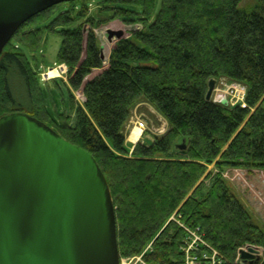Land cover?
I'll return each instance as SVG.
<instances>
[{
    "label": "trees",
    "instance_id": "1",
    "mask_svg": "<svg viewBox=\"0 0 264 264\" xmlns=\"http://www.w3.org/2000/svg\"><path fill=\"white\" fill-rule=\"evenodd\" d=\"M156 1L77 0L25 22L0 54V118L28 114L95 159L115 207L120 256L152 242L149 263L183 264L188 229L222 264H242L235 259L246 245L262 250L257 264H264V0H162L155 13ZM91 2L99 5L94 14ZM99 16L138 26L115 43L106 67L94 32ZM45 32L60 35L56 64L67 68L70 89L83 93L78 104L69 91V113L57 121L24 52L36 51ZM12 69L24 80L28 111L15 105ZM210 79L244 86L246 107L206 100ZM142 102L167 130L128 145L125 126Z\"/></svg>",
    "mask_w": 264,
    "mask_h": 264
},
{
    "label": "water",
    "instance_id": "2",
    "mask_svg": "<svg viewBox=\"0 0 264 264\" xmlns=\"http://www.w3.org/2000/svg\"><path fill=\"white\" fill-rule=\"evenodd\" d=\"M71 1L0 0V54L29 19ZM239 254L242 264L260 260L255 246ZM0 264H119L115 207L95 159L25 113L0 118Z\"/></svg>",
    "mask_w": 264,
    "mask_h": 264
},
{
    "label": "rangeland",
    "instance_id": "3",
    "mask_svg": "<svg viewBox=\"0 0 264 264\" xmlns=\"http://www.w3.org/2000/svg\"><path fill=\"white\" fill-rule=\"evenodd\" d=\"M161 1L162 0L156 1L155 13L160 9ZM249 2H252V0H243L241 5H245L246 3H249ZM98 7L99 5H97L95 2H91L90 10L92 14L96 12ZM96 19L100 20L101 22H100V26L94 28V32L96 34L98 43L100 47L102 48V54L105 59V61L103 62V67H106L107 58L109 57L110 51L114 47L115 43L118 41V39L115 36L111 40H108L107 30L122 31L123 32L122 38H128L130 36V31L137 29L138 26L137 24L136 25L127 24L123 21V19H110L108 16H99ZM57 30L60 31L61 28H57ZM88 30H89V26L85 25L83 27L84 35H86ZM60 45H61V37L57 32H50V33L45 32L42 42L36 51L30 52L28 50H24L32 67L34 69L36 67L37 71L40 73L39 76L41 80V86L43 88L44 102H45V105L47 107L49 114L51 115L52 119H54L55 121H57V114H61V113L68 114L69 113L68 95L71 89L68 84L66 73L64 74L59 73L60 74L59 76L53 77L47 80H45L43 76L44 74H47V72H49L50 69H54L57 67L56 57H57V53L59 51ZM84 56H85V44H84V52H83L82 58ZM100 71L101 70L93 71L92 74L88 78L95 76ZM221 81L222 80L219 79L218 81L215 82L214 89L216 87L217 89H224V87H222L221 85ZM8 85H9L12 97L14 99L15 105L18 108L28 111L30 104H29V100L27 96L25 83H24L22 76L19 74V72H17V70L12 69V71H10L9 76H8ZM70 92H72V95L75 98V101L78 104H82L83 102L82 89H79L77 91L71 90ZM155 114L149 113L143 106H141V107H138L136 111L133 110L132 116L130 117V119L131 121L133 120L135 122V126H136V122H138L137 119H139V121L142 120L145 126V129L141 131L142 135H148V134L151 135V134L157 133L158 129L160 127L162 128V124L165 123L164 119H160V117L156 116ZM42 123L47 125L44 122ZM230 188L232 192L238 198H240L243 203H246L245 205L247 209L253 214V217L256 220V222L261 224V222H259L256 215L250 208V206L247 204L244 198L239 194L238 190L235 189L233 185H230ZM171 219H174V218H171ZM174 220H177L178 222L177 224L179 226L180 224H182L180 220L176 218ZM261 256H262V250L259 248V257ZM119 257H122V256H120L119 254Z\"/></svg>",
    "mask_w": 264,
    "mask_h": 264
},
{
    "label": "built area",
    "instance_id": "4",
    "mask_svg": "<svg viewBox=\"0 0 264 264\" xmlns=\"http://www.w3.org/2000/svg\"><path fill=\"white\" fill-rule=\"evenodd\" d=\"M58 74L66 73L67 69L65 66L60 65L55 68ZM48 73L43 76L45 80L48 79ZM59 74V75H60ZM58 75V76H59ZM221 85L224 89H213L211 94V100L214 103L225 104L234 106L239 104L242 108L246 107L245 103V93L246 89L244 86L234 83L227 82L224 79H221ZM226 81V82H224ZM136 122L137 128L141 131L145 129L144 122L142 120ZM177 222V221H176ZM178 223V222H177ZM182 229L184 230V225L180 224ZM188 235L187 240L184 244V238L182 243L179 245V251L182 254L183 264H222L223 259L218 254L217 250L212 248L209 244H207L202 237L197 234L195 231H191L186 229ZM249 245L241 249H246ZM152 251V242L146 245L143 250L134 256L129 257H119V264H151L146 260V254ZM240 261V254L238 251L235 262Z\"/></svg>",
    "mask_w": 264,
    "mask_h": 264
},
{
    "label": "crops",
    "instance_id": "5",
    "mask_svg": "<svg viewBox=\"0 0 264 264\" xmlns=\"http://www.w3.org/2000/svg\"><path fill=\"white\" fill-rule=\"evenodd\" d=\"M143 106L149 113L151 114H155L156 116H159L160 119H164L151 105H149L148 103H145V102H142L140 104H138L134 110L136 111L138 109V107H141ZM131 119L128 121V123L126 124L125 126V134H126V142L128 145H134L136 144L137 141L141 140L142 142H145V143H149L151 142L152 140V137L154 135H161L163 134L166 130H167V122L165 121L164 119V122L162 124V128L160 127L158 129V132L157 133H154V134H148V135H142L141 132L138 133V137L136 140H134V138H132L134 135H135V130H137V126H135V122L132 120L131 122ZM163 121V120H162Z\"/></svg>",
    "mask_w": 264,
    "mask_h": 264
},
{
    "label": "bare ground",
    "instance_id": "6",
    "mask_svg": "<svg viewBox=\"0 0 264 264\" xmlns=\"http://www.w3.org/2000/svg\"><path fill=\"white\" fill-rule=\"evenodd\" d=\"M59 74L57 73V71L56 70H50L49 71V73H48V77L49 78H53V77H57ZM139 132H141V130L140 129H137V130H135V135L132 137V138H134V140H136L137 139V137H138V133Z\"/></svg>",
    "mask_w": 264,
    "mask_h": 264
}]
</instances>
